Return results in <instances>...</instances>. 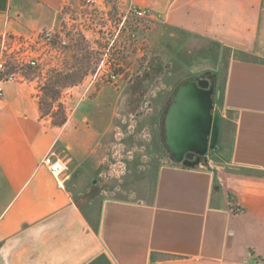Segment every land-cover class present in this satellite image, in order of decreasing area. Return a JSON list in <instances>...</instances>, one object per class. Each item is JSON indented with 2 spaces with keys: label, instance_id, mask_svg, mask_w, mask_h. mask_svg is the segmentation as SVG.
Returning <instances> with one entry per match:
<instances>
[{
  "label": "crops",
  "instance_id": "0c3cea01",
  "mask_svg": "<svg viewBox=\"0 0 264 264\" xmlns=\"http://www.w3.org/2000/svg\"><path fill=\"white\" fill-rule=\"evenodd\" d=\"M128 1L167 31L175 54L183 47L186 73L215 61L219 148L206 166L169 154L149 187L103 195L94 177L117 99H82L57 127L41 118L32 82L4 83L0 264H264V0ZM57 7L0 0V36L53 25ZM50 152L67 165L60 184L42 164Z\"/></svg>",
  "mask_w": 264,
  "mask_h": 264
},
{
  "label": "rangeland",
  "instance_id": "374dc122",
  "mask_svg": "<svg viewBox=\"0 0 264 264\" xmlns=\"http://www.w3.org/2000/svg\"><path fill=\"white\" fill-rule=\"evenodd\" d=\"M57 2L53 25L23 35L38 38L29 49L37 65L29 67L10 56L6 70L32 82L41 118L51 126L66 121L82 99L106 95L117 99L112 129L102 148L103 170L94 181L103 195L124 198L136 184L149 187L156 169L168 162L162 119L175 89L189 78L214 80L210 68L215 61L197 63L203 65V74L186 73L183 47L175 54L167 31L150 16H137L128 0ZM46 32L51 34L48 41L42 39ZM6 37L11 42L13 35ZM202 164L207 165L206 156ZM65 166L63 181L69 174ZM92 186L89 183L85 191Z\"/></svg>",
  "mask_w": 264,
  "mask_h": 264
},
{
  "label": "water",
  "instance_id": "95a60500",
  "mask_svg": "<svg viewBox=\"0 0 264 264\" xmlns=\"http://www.w3.org/2000/svg\"><path fill=\"white\" fill-rule=\"evenodd\" d=\"M215 86V80L207 89V80L186 79L175 89L162 119L163 143L174 161L203 158L209 149L216 150L210 148L213 137L217 142L221 134L220 116L211 113Z\"/></svg>",
  "mask_w": 264,
  "mask_h": 264
},
{
  "label": "built area",
  "instance_id": "2783aa9c",
  "mask_svg": "<svg viewBox=\"0 0 264 264\" xmlns=\"http://www.w3.org/2000/svg\"><path fill=\"white\" fill-rule=\"evenodd\" d=\"M134 13L139 17H148L149 13L146 10L133 8ZM43 40H50L51 34L46 32L42 35ZM12 41H8V37L3 35L0 37V97L2 94V85L6 82H14L22 80L19 72H8L6 70L7 58L14 56L19 58L29 67L37 65V59L29 50L33 44L38 41V38H29L23 35H13ZM10 43V44H9ZM42 164L46 166L48 171L54 176L60 184L63 181L62 175L65 172V162L59 158H55L54 154L50 152L42 159Z\"/></svg>",
  "mask_w": 264,
  "mask_h": 264
},
{
  "label": "flooded vegetation",
  "instance_id": "af4514ba",
  "mask_svg": "<svg viewBox=\"0 0 264 264\" xmlns=\"http://www.w3.org/2000/svg\"><path fill=\"white\" fill-rule=\"evenodd\" d=\"M209 80H208V82H209V87L207 88V89H209L210 88V84L212 83V78H208ZM214 95H215V89H214ZM216 101V99L214 100V102ZM215 112H217L218 113V110H217V108L215 107V103H213V110L211 111V113L212 114H214ZM214 136V135H213ZM219 140H220V138H219ZM219 140L216 142V138L215 137H213V141H212V143L210 144L211 145V147L210 148H215L216 150H218V148H219ZM209 141H211V136L209 137ZM216 142V143H215ZM167 150V149H166ZM216 150L214 151L213 149H209V151H208V153H214V152H216ZM167 152H168V150H167ZM169 153V152H168ZM207 153V154H208ZM170 154V153H169Z\"/></svg>",
  "mask_w": 264,
  "mask_h": 264
},
{
  "label": "trees",
  "instance_id": "16d2710c",
  "mask_svg": "<svg viewBox=\"0 0 264 264\" xmlns=\"http://www.w3.org/2000/svg\"><path fill=\"white\" fill-rule=\"evenodd\" d=\"M50 92H51V94L53 95V91H50ZM64 122H65V120H62V121H60V122H58V123H55L54 125H55V126H62V125L64 124ZM199 159H200V158H199ZM199 159H198V160H199ZM193 162H194V161L192 160V161H190L189 163L192 164ZM198 163L201 164V162H199V161H198Z\"/></svg>",
  "mask_w": 264,
  "mask_h": 264
}]
</instances>
